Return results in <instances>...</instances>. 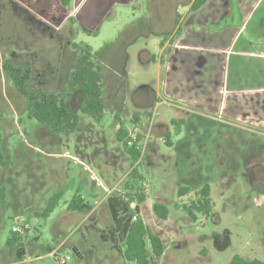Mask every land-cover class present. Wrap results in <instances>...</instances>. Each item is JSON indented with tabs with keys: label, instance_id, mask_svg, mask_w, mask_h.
Listing matches in <instances>:
<instances>
[{
	"label": "rangeland",
	"instance_id": "1",
	"mask_svg": "<svg viewBox=\"0 0 264 264\" xmlns=\"http://www.w3.org/2000/svg\"><path fill=\"white\" fill-rule=\"evenodd\" d=\"M190 1L71 0L61 15L59 0L38 1L40 8L53 7L57 13L56 22L48 21L52 29L72 30L71 35L64 32L62 40L72 41L69 54L73 46L78 56L80 46L96 52L119 38L125 51L124 78L115 63L123 49L114 57L122 46L100 60L105 104L100 116L80 111L84 104L77 91L74 110L70 108L78 120L76 128L62 132L33 118L1 68L5 45L18 42L22 33L15 20L12 35L0 49V264H56L54 256L69 257L68 264H132L120 257L107 232L112 225L107 200L130 192L126 182L146 196L139 214L165 246L158 264H229L234 255L264 260V175L247 169L250 161L264 159V137L250 132L251 127L211 120L195 106L188 107L189 113L181 110L185 106L166 94L173 71L154 62L174 29L175 12L183 14ZM31 40L27 49L41 58L37 48L45 43ZM45 45L51 47V40ZM166 56L164 52L163 61ZM69 58L64 64L71 71L75 61ZM17 61L12 63L20 64ZM142 86L159 92V98L137 91ZM179 119L184 121L177 131L172 121ZM120 126L140 150L133 167L141 181L128 177L132 158L117 139ZM204 185L210 188L211 214L190 216L184 206ZM181 188H187L183 197ZM57 192L64 195L54 211L46 219L39 217ZM76 194L91 206L89 211L67 209ZM154 204L168 209L166 219L155 215ZM13 226L23 229L18 239L25 256L20 261L6 245Z\"/></svg>",
	"mask_w": 264,
	"mask_h": 264
},
{
	"label": "crops",
	"instance_id": "2",
	"mask_svg": "<svg viewBox=\"0 0 264 264\" xmlns=\"http://www.w3.org/2000/svg\"><path fill=\"white\" fill-rule=\"evenodd\" d=\"M192 2L183 14L175 12L174 29L154 60L174 73L166 94L185 112L195 106L211 120L251 127L264 137V0H208L195 12ZM259 159L247 169L264 175V159Z\"/></svg>",
	"mask_w": 264,
	"mask_h": 264
},
{
	"label": "trees",
	"instance_id": "3",
	"mask_svg": "<svg viewBox=\"0 0 264 264\" xmlns=\"http://www.w3.org/2000/svg\"><path fill=\"white\" fill-rule=\"evenodd\" d=\"M207 1L208 0H193L190 5L191 12L199 10L207 3ZM70 2L71 0H60V3L65 7H68ZM149 26L152 27L151 24H148V27ZM122 45V38H119L114 44L105 45L96 52H92L87 46L79 47L77 66L68 83V96L71 97L72 89L77 88L84 104V106L80 108L82 113L96 118L103 112L105 104L102 98L103 70L100 65V60L104 58L105 54L112 51L113 47H119ZM118 54H122V58L119 59ZM124 54L125 51L122 46L121 51H116L114 56L118 58L117 60L114 58L115 63L118 64L119 62L121 65L120 75H122L123 78L126 75L124 69L125 59L123 60V58H125ZM121 59L122 61H118ZM13 82L17 92L23 95L27 101L29 113L37 122L48 126L53 132H62L67 129L71 131L76 128L78 122L77 117L75 114H71L70 110L66 108L65 101L61 106H58L54 98L51 101L35 100L33 99V94H30L27 91L22 80L14 77ZM137 91H147L152 99L155 95V92L149 86H142ZM172 123L176 125V130L178 131L183 121L173 120ZM116 136L117 139L124 144L126 151L132 158V168L128 174L129 179L143 180V178L137 173V169L133 167V164L138 162L141 156L140 150L136 149L135 144L128 145V132L121 126L116 131ZM166 143L167 145H171V142H169L168 139ZM2 163L3 161L0 156V164ZM125 187L129 189L130 192L113 194V196L109 197L107 200V207L112 220V225L107 231L109 241L111 244L118 247L120 257L126 262L132 264H158V260L164 253L165 246L162 239L154 234L140 217L139 206L145 202L146 196L142 190L128 182L125 183ZM186 192L187 188H181L179 190V196L183 197ZM63 195V192H57L52 195L48 200L46 207L38 214V216L44 219L48 218ZM184 208L190 216L194 213L207 216L210 215L212 211V202L210 199L209 186H202L197 197L189 204V206H184ZM67 209L71 212L82 213L89 211L91 206H89L80 195L76 194L72 197L70 203H68ZM152 210L157 217L161 219L167 218L168 209L164 205L154 204ZM6 245L14 255L15 260L20 261L24 258L25 250L20 245L18 236L13 234L12 237L6 241ZM51 251L52 250L48 248V253ZM77 253L79 254V252ZM229 264H264V260H247L239 255H234Z\"/></svg>",
	"mask_w": 264,
	"mask_h": 264
},
{
	"label": "flooded vegetation",
	"instance_id": "4",
	"mask_svg": "<svg viewBox=\"0 0 264 264\" xmlns=\"http://www.w3.org/2000/svg\"><path fill=\"white\" fill-rule=\"evenodd\" d=\"M38 1L40 0H34L33 2L32 0H0V49L5 41L9 40L8 37L12 35L15 20L18 21L22 29L18 42L9 41L5 45L6 54L2 56L4 62L1 68L7 72V75L12 79V83H14V77L22 80L27 91L33 94V99L51 101L54 98L58 106H61L65 101L66 108L70 110L71 106L72 109L74 108L73 101L76 100L75 95L78 90L77 88L72 89L71 94L74 95L72 99L69 96L64 98V95H69L68 83L77 66L78 56L75 51L76 46H73V51H70L71 54H69L68 47L71 49L72 41L66 44L62 40L64 32L71 35L72 30H60V28L55 29V31L52 29L48 21L56 22L58 20L57 13H54L53 7L40 8ZM57 9L59 15L63 14L64 10L67 11V7L63 6L60 0ZM31 38L42 39L45 44L51 40V47L43 44L41 48H37L38 53H42L41 58L37 53L31 55L27 49L32 42ZM64 42L66 41L64 40ZM12 46L14 47L11 48ZM16 46L18 47L17 50ZM48 47L52 50L49 55L51 60L48 59ZM53 56L54 61H52ZM70 56L75 61L71 71L64 64L66 60L69 61ZM12 60H18L17 62L20 64H13ZM64 78H66L65 82ZM13 87L17 92L14 84ZM18 94L24 98L23 95ZM73 110H70V112L74 115Z\"/></svg>",
	"mask_w": 264,
	"mask_h": 264
},
{
	"label": "built area",
	"instance_id": "5",
	"mask_svg": "<svg viewBox=\"0 0 264 264\" xmlns=\"http://www.w3.org/2000/svg\"><path fill=\"white\" fill-rule=\"evenodd\" d=\"M128 137H129L128 145H132L133 142L131 141V136H130L129 131H128ZM11 233L14 234V235H16V236H19V235H21L23 233V229H22L21 226H13L11 228ZM54 258H55L56 264H68L69 261H70V258L69 257H64V258L58 259V258H56L54 256Z\"/></svg>",
	"mask_w": 264,
	"mask_h": 264
}]
</instances>
